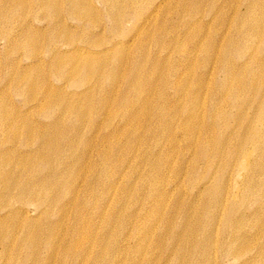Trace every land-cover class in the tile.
<instances>
[{
    "label": "rangeland",
    "instance_id": "1",
    "mask_svg": "<svg viewBox=\"0 0 264 264\" xmlns=\"http://www.w3.org/2000/svg\"><path fill=\"white\" fill-rule=\"evenodd\" d=\"M36 1L0 0L1 53L6 50V41L12 40L21 26H25L27 30L29 27L32 28V24L44 26V20L49 19V16L57 23L67 19L68 31L63 36L67 38L75 36L79 41L86 39L90 41V44H79L81 48H85L79 62L76 54L68 51L66 46H63V51L68 52L61 55L64 73L76 70L80 87H75L72 79L65 78L61 93L53 92L57 96L52 93L55 99L53 107H43L36 101L27 106L23 105L21 97L15 94V86L11 88L7 78L10 73L16 74L18 70L22 71L30 64L23 59L24 63L19 68L15 63H11V60H18L25 54L10 52L0 55V101H4L6 116L10 115L8 122L15 119L16 112L22 110L27 113L24 119L34 126L49 123L44 121L46 118L40 112V108H43L44 112L49 114V118L58 123L46 128L48 138L44 143L31 142L28 149L39 150L40 154L47 157L45 163L51 164L52 167L59 164L67 169L75 165L78 166V171H72L75 181L73 189L70 190L73 183L68 182L67 178L64 180L66 184L62 185V191L69 193L66 197H62L60 194L62 191L59 185H56L43 198L37 197L36 207L30 203L24 205L20 202L18 196L20 189L13 190L15 192L11 198H0V264H75L77 260L72 254V249L79 232L88 238V242L82 246L83 257H79L80 264L166 263L169 257L164 248V238L168 237L166 227L177 222L183 215L188 216L192 224L191 234L186 233L190 245L202 239L207 230L214 238L210 264H241L242 262L237 259L238 252L231 254L230 250H227V254H222V249L220 250L222 241L228 239L229 232L226 234L225 228L229 213L233 209L234 219L236 215L239 218L236 220L242 219L240 213L262 211L261 216L244 220L243 228L239 232L243 238L245 233H249L246 239H252L250 243L245 241L239 243L240 255L244 256L243 258L256 255L260 246L264 245V235L253 232L255 228L264 229V224L261 226L264 223V174L255 178L258 182L257 195L246 200H236L233 193H236L238 169L231 170L230 181L227 172L228 181L225 180L229 192L223 191L226 198L224 207L207 208L206 203L215 192L211 190L214 186L207 185L205 188L204 185L209 181L212 171L208 173L205 171L203 175L199 174L202 170L196 173L193 169L195 164L193 160L199 153L197 142L205 140H216V143H219L228 137L233 138L226 143L221 141L225 144L227 152L235 150L237 146L239 151L253 148L252 141L249 136H245L242 126L239 127L237 121L228 119V115L236 114L240 108L264 111V0H205L206 9L211 7L213 10L212 13L205 15V21L209 23L206 27L200 24L184 26L181 19L176 17L173 21L178 22L180 27H174L172 24L163 23L168 14L160 11L156 16L158 27L152 29L153 38L144 42L143 35L140 37L137 35L138 30L133 33L126 32V37L122 39L128 43L119 48H113L108 44L111 40H119L121 37L109 38L108 31L107 39L100 37L104 27L108 25L101 18L102 10L94 12L93 15L87 14L80 24L73 19L70 20L63 12L45 13L35 6ZM51 1L53 4H61V0ZM120 1L121 6L127 5L126 0ZM143 1L137 0V3L140 5ZM100 3L101 0L83 1V4L88 6L99 7ZM168 7L169 5L166 9ZM6 10L10 12L3 14L2 11ZM111 11L116 13V8ZM144 13L145 10L136 17L127 16L124 19L125 26L130 27L138 20L141 22ZM223 14L233 21L231 28H228V22L224 21ZM116 18L118 20L119 15ZM77 25L84 28L76 32L74 27ZM161 31L167 38L181 35L179 43L174 45L166 42V36L154 41ZM187 31L191 32V35L184 36L183 32ZM131 37L138 38L137 42L132 44ZM33 38L32 33L30 39ZM94 40L95 45H92ZM45 41V44L40 42L42 46H39L40 52L54 44L49 40ZM58 45L61 46L60 43ZM177 45L184 51L174 53ZM194 45L198 47L196 51ZM207 49L210 54L208 56L205 55ZM90 59H95V75L87 84H95V88L88 91L90 85H86V81L91 77L93 69L88 66ZM140 59L142 60L139 61ZM44 70L45 65H39L28 67L26 72L31 80L42 87L49 83L43 77L46 73ZM135 70L140 72L144 80L158 81L166 74L174 84L188 83L190 98L185 99L186 105L183 103L179 107L180 110L172 114L163 126L149 119L143 123V117L138 118L139 126L144 125V128L141 129L140 145L133 152L130 150L132 141L127 145L129 141L124 138L126 136L120 137L119 141L110 137L118 128L123 127L121 121L126 120L124 117L133 113L127 112L125 116L123 112H118L113 116L116 118L113 120L110 112L111 109L115 111L117 106L104 108V105L110 102L109 97L113 94L115 99L117 98L115 102L124 96V92L121 95L120 93L128 87L129 79L134 78ZM113 78L116 82H110ZM200 80L204 83L203 87L199 84ZM53 82L58 84V80ZM111 87L116 88L114 92L108 89ZM171 93V96L167 93L163 97L172 100L175 93L174 91ZM197 97H200L202 105L197 108L189 105V101ZM59 98L63 100V104L58 111ZM12 102L16 107L11 104ZM94 107L95 113L86 116ZM72 109L84 115L79 123L83 135H70ZM251 117L252 114L249 119ZM263 118L252 120L253 126L260 129ZM93 121L95 139H92ZM127 127L129 130L130 127L128 125ZM232 128L235 130L231 131ZM120 131L122 135L125 130ZM8 134L5 132V138ZM18 143L26 144V141ZM66 144L72 145L71 152L74 153L70 155L80 153V156L59 157L57 150ZM6 147L11 145L8 144ZM19 147L23 148L21 145ZM118 150L127 151L122 155H116ZM39 161L33 158L36 165L40 163ZM236 161L239 164L241 158L238 157ZM255 161L257 156L254 154L253 162ZM196 163L200 167H205L204 158L198 159ZM222 164L223 161L219 163ZM152 170H156L157 173L155 171L152 174ZM250 172H254L253 167ZM48 173L53 175L54 171L46 172L47 175ZM46 174L38 177L34 174L31 179L22 178L31 184L37 183V179ZM16 179L19 180V177ZM20 180L17 182L18 185L25 183ZM198 191L202 193L193 198L194 193L197 194ZM53 198L55 202L49 205L51 207L49 209L48 204ZM9 206L16 212L20 209L28 211L30 217L25 219L23 215L15 216L14 212L9 215L7 212ZM164 211L167 214L161 218ZM168 217H174L176 220L165 221L164 219ZM177 228L182 229V224L179 223ZM28 229H32L30 230L32 232L27 241ZM34 231H37L36 242L32 235ZM188 252L184 253L185 259L181 264H188L184 263L191 258Z\"/></svg>",
    "mask_w": 264,
    "mask_h": 264
},
{
    "label": "bare ground",
    "instance_id": "2",
    "mask_svg": "<svg viewBox=\"0 0 264 264\" xmlns=\"http://www.w3.org/2000/svg\"><path fill=\"white\" fill-rule=\"evenodd\" d=\"M8 2H13L14 0H7ZM55 1V0H54ZM84 0H61V4H53V1L51 0H37L35 6L43 10L45 13L50 14L52 12H58V13H65L67 14L68 18L71 20H75L77 22H82V20L87 17V14L93 15L95 12H101L102 15L101 18H103L108 25H106L103 29V33L100 35L101 38L107 39V33L109 32V38H115V37H121L119 40H111L108 45H110L113 48H119L122 45H125L126 42L122 38L126 37V32L133 33L138 30L139 37L141 34L143 35L142 41H147L148 39L153 38L151 35H153L152 29L155 27H158L156 25L158 21L156 20V16H158L159 12L162 11L163 14H168V18L163 20V23L172 24L174 27H180V24L178 22H174L173 18L176 17L178 19H181V24L186 26H196L198 24L202 26L209 25L208 22L205 21L207 13H212L213 10L210 8L206 9L205 7V0H144L140 5L137 3V0H126L127 5L121 6L120 0H101V5L98 7L96 5L88 6L83 4ZM194 1V3H191ZM167 5H169L168 9H166ZM102 8V9H101ZM105 8V12H104ZM116 8V13H113L111 9ZM145 10L143 19L138 20L136 24H133L132 26L128 27L125 26L124 19L127 16L134 15V17L140 15L142 11ZM207 11V12H206ZM3 14L9 13V10L2 11ZM104 12V13H103ZM116 14V15H115ZM119 15V21L117 20L116 16ZM224 21L228 22L227 26L228 28H231L233 21H230L231 19L228 16L222 15ZM228 18V19H227ZM121 19H123L121 21ZM55 19L51 16H49V19H45L44 26H36L35 24H32V28L29 27L28 30L25 26H21L20 30L18 32H15V35L13 36V39H8L6 41V50L4 53H1L0 55H6L10 52H16L21 53L23 52L22 57L18 60H11V63H15L16 66H19L21 68V65H23V59H25L30 65L27 66L22 71H19L20 73H10L8 75V81L9 86L11 88L15 89V94L21 97L22 104L23 105H29V103L36 101L38 105H42L43 107H53L55 103V99L52 96L53 94L56 95V93H53L55 91H59L57 93H61V90H63V85L65 81V78H68L69 80H73V84L76 87H80L77 78H76V70L72 72H65L62 68V65L64 64L61 60L62 53L72 51L76 54L78 62L80 61V58L83 56V51L85 48H81L79 44H90V41L88 39L86 40H78L75 36L71 38H67L66 36H63L65 32L68 31L66 29L67 27V19H62L63 22L57 23L54 21ZM156 20V21H155ZM234 20V19H233ZM128 28L125 30V28ZM64 28V29H62ZM76 29V32H79L84 28L83 26L77 25V27H74ZM62 30V31H61ZM108 31V32H107ZM34 34V38L30 39V35ZM169 35V34H168ZM184 36L191 35V32H183ZM163 36L165 37L166 42L172 43L176 45L179 43V40L181 39V35H174L173 37H168L167 35L161 31L159 34L154 38V41L160 40ZM61 37V38H60ZM122 39V40H121ZM138 38L131 37L130 41H133L132 44L137 42ZM11 40V41H10ZM26 40V41H25ZM45 40H49L54 44L49 45L43 52H40V42L46 43ZM141 41V42H142ZM28 42H31L28 44ZM201 42V41H199ZM58 43L61 44V46L58 45ZM92 45H95V40L92 43ZM233 45V44H231ZM40 46V47H39ZM63 46L68 47V51H63ZM95 47V46H91ZM194 51L197 50V46H193ZM44 49V48H43ZM20 51V52H19ZM184 51L180 48V46L177 45L176 52ZM87 52V51H86ZM41 54V55H40ZM226 53L224 52V55ZM206 56L210 55L209 50L207 49ZM8 57V56H7ZM6 57V58H7ZM143 58V57H142ZM91 61H88L89 68H93L91 71V77L87 79L86 85L93 75H95V59H90ZM140 59L139 61H141ZM6 64L7 61L5 59ZM41 65H45L46 67V73L43 75L44 78H46L49 83L44 86H38L29 76H27V70L28 67H38ZM15 66V65H11ZM24 71V72H23ZM135 76L134 78L129 79L128 87L125 89V91H121L120 95L124 92V96L117 102V98L115 99L114 94L109 97V103L104 105V108H108L109 106H117V109L115 111H112L111 109V119L115 120L113 116H115L118 112H123L125 116L126 113L132 112L133 114H128V117H124L126 120L121 121L123 123L122 128H118L110 137L111 138H117V141H119L120 137L126 136L127 145H130V150L135 151V148L139 147L140 145V134L141 129L144 128L139 126L138 124V118L143 117V123H146V119H149L153 122H157L160 124V126H163L164 123L167 122V119L174 113L178 112L180 110V106L185 103V99L190 98L189 89L190 85L188 83H177L174 84L173 81H170L168 78V75L164 74L161 79L158 81L153 80H144L143 77L140 76V72L138 70H135ZM16 72V71H14ZM207 74L204 75L206 78ZM75 78V79H74ZM53 80H58V84H54ZM110 82H116L115 78H113ZM152 82V83H151ZM200 86H204V83L202 80H200ZM83 86L85 84H82ZM24 86V88H23ZM88 91H91L95 88V84H91L88 87ZM111 89L112 92L115 91L116 88H108ZM175 94L174 98L172 100H167L163 97L164 94L169 93L171 96V92ZM77 92V91H76ZM127 92V93H126ZM53 93V94H52ZM126 93V95H125ZM119 95V96H120ZM57 96V95H56ZM76 96V94H74ZM200 97L195 98L194 100L189 101V105L197 108L199 105H202L200 102ZM16 107L15 103H11ZM63 104V100L59 98L58 101V111L60 107ZM112 104V105H111ZM4 101H0V198L7 199L11 198V196L14 195V192L19 190V198L20 202L24 205L30 203L37 206V197L39 196V199L43 198V196L46 193H49V190L59 185L61 191H62V185L65 186L66 182L64 180L67 178L68 182L71 181V183L74 184V175L73 172L78 171V166H71L66 169L65 166H61L57 164L56 166H51V164H46L45 161L47 160V157L44 154H40V151L37 149H28L29 143L35 142V141H41L45 142V140L48 138V134L46 132V128H49L50 126L57 124V121H53L52 118H49V114H46V111L44 112L43 108H40V112L43 114L42 116L45 117L44 121H48L49 123H43L39 126L32 125L28 120H25V116L27 115L26 112L20 110L19 113L16 112L14 114L15 119L11 120V122H8V118L10 115L6 116V107H4ZM32 107V106H30ZM73 108V107H72ZM57 111V112H58ZM90 113L86 116H90L93 113H95V107L89 111ZM71 114V122L72 125L69 127V131L72 132L71 134H77V135H83V132H81L82 128L81 125H79L81 118H83V114L80 113L78 110L72 109L70 111ZM252 114L253 117H250ZM224 115V114H223ZM222 115V116H223ZM246 116L248 118H246ZM260 117H264V111L260 112L257 109L253 108H240L237 110L236 114L228 115V119H232L234 121H237L239 124V127L242 126V129L245 130V136H249L253 148L252 149H243L242 151L238 150V146L235 150L227 152L225 150L226 146L221 141H232L231 138H227L225 140H221L219 143H216V140L210 141L205 140L201 142H197L199 147V153H197V156L194 158L195 164H193V169L196 173H199L200 175H203V172L206 171L208 173L209 171H212L210 174L209 181L205 183V188L209 186H214L211 190L214 191V194H211L207 203V208H215L220 209L223 208L226 203V198L223 196V191H228L227 182L232 178V171L231 170H237L238 169V178L236 183V193H233L234 199H247L250 196L257 195V187L258 182L255 180L256 176H261L264 174V118L262 119V127L259 129L255 126H253V123L255 118L258 119ZM21 118L18 122V119ZM51 121V122H50ZM18 122V123H17ZM56 122V123H55ZM138 124V125H137ZM92 126V139H95V121H93ZM127 125L130 127L128 130ZM91 127V126H90ZM188 128V125L185 126V129ZM120 129H124L125 131L121 135ZM241 129V128H240ZM235 130V129H231ZM145 131V130H144ZM5 132H8L9 134L5 138L4 134ZM94 137V138H93ZM161 137V136H160ZM61 138V137H60ZM81 139V138H79ZM70 140V139H69ZM19 141H26V144L18 143ZM12 143V144H10ZM11 145V147H6L7 145ZM23 146V148H20L19 146ZM135 145V146H134ZM57 150V154L59 157H78L80 156V153H76L74 155H70L74 152H71V146L69 144L66 146L62 145ZM134 146V147H133ZM95 147V146H94ZM117 147V146H116ZM129 150V149H127ZM126 150V151H127ZM119 151V153H118ZM116 152V155H122L126 151H120L118 150ZM239 151V152H237ZM76 152V151H75ZM83 154V153H82ZM254 154L257 156V161L253 162V156ZM239 157L241 158L240 163L238 164L236 159ZM33 158L40 160V163H37V165L33 162ZM204 158L205 160V167H200L196 163L198 159ZM223 161L222 165H219L220 162ZM239 162V160H238ZM55 165V164H54ZM254 168V172H250V170ZM230 170V171H229ZM54 171V174L47 175L46 172ZM73 171V172H72ZM156 170H152V174L155 173ZM229 174H228V173ZM46 174L44 177H39L37 180V183H29L28 180L22 178H32L34 174L36 176H40L43 174ZM157 173V171H156ZM229 175V178L226 179V175ZM251 174L253 176L251 177ZM2 176V179H1ZM70 176V177H69ZM153 176V175H152ZM19 177L20 181H24L22 185L17 182L16 178ZM155 177V176H153ZM249 177V178H248ZM226 179V180H225ZM211 181V183H210ZM94 183V182H93ZM35 184V186H33ZM70 186V190L73 189L74 185ZM15 190V191H13ZM48 191V192H47ZM166 191V190H165ZM208 191V188H207ZM66 191H62L60 193L62 197H66L69 193H65ZM229 192V191H228ZM63 193H65L63 195ZM165 194V192H163ZM201 194L202 192L198 191L197 194L194 193L193 198H197L198 194ZM260 195V193H259ZM59 198V197H58ZM149 198H151L149 196ZM164 199V198H163ZM40 202V200H39ZM55 202V198L48 204V208L50 204H53ZM46 207V206H45ZM12 206L8 207L7 212L12 214L14 212L16 215H23L25 219H28L29 212L23 211L22 209L18 210L17 212L12 209ZM263 208V207H262ZM4 211V210H1ZM235 210L233 209L232 212L229 213V219H227L226 222V228L225 232L226 234L229 232L228 239L222 241V247L220 248L222 254H227V250H230L229 253L234 254L235 252H238V260L242 262L241 264H264V245L260 246V249L258 250V253L256 255H253L249 258H243L244 256L240 255L241 248L239 247V243L246 242L250 243L252 241L251 238L246 239L249 233H245V237H242V233H239L244 224V220L248 221L251 218L259 217L261 216L262 211L259 210H251L246 211L245 213H240V220L237 218L234 219ZM167 213L164 211V213L161 214V218H163L164 215ZM22 216V217H23ZM9 218V216H8ZM174 217H168L164 220H173ZM176 220V219H175ZM188 216H181L179 217L178 221L175 223H171V225H168L166 227V232H168V237L165 236V250L167 253H169V257L167 262H172L173 264H181V262L185 259V254L188 252V255H190V260L184 262L188 264H210L211 263V253H212V247H213V239L211 236V233L209 230L207 232L205 231V234L202 239L192 242L190 245L187 241L188 239L187 234H191V228L192 224L189 221ZM15 222V218L13 220ZM182 224V229L177 228L178 224ZM168 224V223H166ZM170 224V223H169ZM264 223L261 224L263 226ZM169 227V228H168ZM175 229H172V228ZM28 235H26V240H29V234L32 232L28 229ZM259 232V234L264 235V229L262 228H255L253 232ZM35 233V234H34ZM32 233L34 237V242L37 241L36 233L37 231H34ZM187 233V234H186ZM79 235L76 238V243L72 249V254L74 258L77 260L75 264H80L79 257H83L82 253V246L85 242H88V238H85L84 235H81V232L78 233ZM212 239V241H211ZM260 239V238H258ZM216 246V245H214ZM257 252V250H256ZM249 255V254H245ZM195 257V258H192ZM187 258V254H186ZM170 259V260H169ZM166 262V263H167ZM165 262H161L159 264H166Z\"/></svg>",
    "mask_w": 264,
    "mask_h": 264
}]
</instances>
